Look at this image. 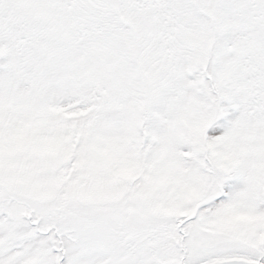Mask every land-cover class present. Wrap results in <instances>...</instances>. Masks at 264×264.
Here are the masks:
<instances>
[{
	"label": "snow or ice",
	"instance_id": "obj_1",
	"mask_svg": "<svg viewBox=\"0 0 264 264\" xmlns=\"http://www.w3.org/2000/svg\"><path fill=\"white\" fill-rule=\"evenodd\" d=\"M0 264H264V0H0Z\"/></svg>",
	"mask_w": 264,
	"mask_h": 264
}]
</instances>
